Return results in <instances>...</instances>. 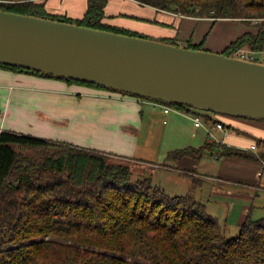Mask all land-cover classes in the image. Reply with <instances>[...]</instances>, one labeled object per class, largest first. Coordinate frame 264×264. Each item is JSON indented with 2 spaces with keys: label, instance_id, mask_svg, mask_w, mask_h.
Wrapping results in <instances>:
<instances>
[{
  "label": "trees",
  "instance_id": "obj_1",
  "mask_svg": "<svg viewBox=\"0 0 264 264\" xmlns=\"http://www.w3.org/2000/svg\"><path fill=\"white\" fill-rule=\"evenodd\" d=\"M45 1L0 0V10L149 38L107 23L105 8L111 0H87L79 19L49 13ZM133 1L207 19L212 24L220 20L244 23L252 30L231 41L221 54L233 57L245 48L264 51V21H251L264 19V0ZM157 40L178 46L174 38ZM202 46L187 44L193 50H202ZM0 68L106 90L22 68L1 64ZM167 105L206 122L213 121L211 115L215 114L180 104ZM256 142L264 145L262 140ZM215 148L219 157H241L264 164L262 150L253 153L210 142L200 148L170 151L166 160L201 158L205 152L213 154ZM111 157L119 156L1 131L0 264H264V218L252 219L248 212L238 234L227 238L218 220L207 213L192 191L169 195L154 185L150 176H134L130 160Z\"/></svg>",
  "mask_w": 264,
  "mask_h": 264
},
{
  "label": "crops",
  "instance_id": "obj_2",
  "mask_svg": "<svg viewBox=\"0 0 264 264\" xmlns=\"http://www.w3.org/2000/svg\"><path fill=\"white\" fill-rule=\"evenodd\" d=\"M82 1L83 7L77 2L46 0L45 8L49 13L79 19L87 7V0ZM124 2L126 4H122L120 9L106 6L107 23L156 39L174 38L178 46L182 47H187L188 43H203L202 50L215 53H221L235 39L231 36L222 41L218 39L219 43L213 42V39H216L215 33L219 34L216 29L217 22L229 20H220L211 24L210 31L197 42L191 37L194 35L193 22L203 19L198 20L142 6L133 0ZM229 35L231 33L227 36ZM243 50L250 51L246 48ZM262 55L264 51L260 52L259 56ZM211 116L213 121L206 122L202 119L203 125L194 127L191 115L174 109L164 113L158 107L153 108L144 99L117 93L108 94L99 89L68 84L62 80L0 68V132L12 131L65 143H69L66 140L71 138L68 133H73L78 138L82 136V139L92 137L95 141L83 142H89L87 144L93 149L142 164L155 166L165 164L166 166L156 169L170 173L175 171L179 175L191 176L200 174L212 181V193L223 192L231 182L248 185L252 193L247 194V198L252 200L257 192L264 190V182L261 179L264 164L261 162L241 157H219L216 152L218 149L215 148L213 153L215 158L212 157L211 161H219L220 164L215 168V175H203L199 173L203 165L200 158L183 156L177 160H166V155L170 151L186 147L200 148L206 142L215 143L216 146L225 145L247 150L253 142L264 141V121L219 114ZM217 121L227 128L226 132L213 128ZM161 124L163 130L158 127ZM216 136H220L221 141L217 140ZM155 137L157 147L151 143ZM155 152H159V157L164 160L162 163L151 161ZM154 173L148 175L152 183L172 196L188 193L193 184L188 183L185 178L186 193H179L176 189H172L175 185L169 180L165 183L153 182ZM254 173L259 179L253 182ZM202 183L203 181L199 180L197 184L202 185ZM201 193H203L202 189L200 191L196 189L193 193L195 199L200 202L203 200ZM247 209L244 208L239 216L238 225L247 214Z\"/></svg>",
  "mask_w": 264,
  "mask_h": 264
},
{
  "label": "water",
  "instance_id": "obj_3",
  "mask_svg": "<svg viewBox=\"0 0 264 264\" xmlns=\"http://www.w3.org/2000/svg\"><path fill=\"white\" fill-rule=\"evenodd\" d=\"M0 64L264 121V64L0 10Z\"/></svg>",
  "mask_w": 264,
  "mask_h": 264
},
{
  "label": "rangeland",
  "instance_id": "obj_4",
  "mask_svg": "<svg viewBox=\"0 0 264 264\" xmlns=\"http://www.w3.org/2000/svg\"><path fill=\"white\" fill-rule=\"evenodd\" d=\"M65 1L69 3L77 2L80 7L81 6L83 7L82 0H77V1L76 0H73V1L64 0V2ZM124 1H127V0H111L109 1L108 5L113 7L114 9H120L122 4H126V2ZM49 2L50 1H48V4ZM185 22H188V21L185 20ZM189 22H193V21H189ZM211 24H212V21L204 20V19L203 21H194L193 26H192V33H194V35L191 36L193 37V40L198 42L204 35H206L207 32L210 31ZM217 24L218 25L216 26V29H218L219 34L217 32L215 33L214 38L216 39H213L214 43H219L218 39L222 41L224 39H228L227 37H231V36H232L231 38L233 39L239 36L244 31L252 30V27L247 26L244 23L236 22V21H220L219 23L217 22ZM228 33H231V35L227 36ZM197 36H199L198 39H197ZM149 38L157 40L153 36H149ZM205 47L208 48L207 46ZM102 91L108 94L114 93V92H110L106 90H102ZM158 127L160 128V130H163L162 128H164L162 124L160 126L158 125ZM68 134L71 136V138H68L66 140L69 142V144H73L75 146H79L83 148L93 149L92 146H89V144H87L89 142H83L84 140L95 141L92 137L88 139H82V136L78 138V136L74 135L73 133H68ZM220 136H216L217 140L219 141H221L222 139ZM139 140H140V137H139ZM151 143L154 145V147H157V138L156 137L153 138L151 140ZM158 153L159 152L153 153L151 161H153L154 163H162L164 161L162 160V158L159 157ZM213 155L214 154L205 152L204 155L200 158L203 165H202V169L199 170V173H202L203 175H215L214 173L215 168L217 167V165L220 164V162L219 161L212 162L211 158L212 157L215 158V156ZM111 158L116 161H124L122 160L124 158L122 159L119 157L118 158L111 157ZM128 163L131 166V171L134 176L141 175L142 173L149 175L155 172L153 176V182L156 181L157 183L158 182L163 183L164 181L165 183V181L169 180L171 181L170 183L172 185H175V186H172V189H176V191H178L179 193H186L187 186L185 185V178L188 183L190 184L193 183L188 193H190L191 191L192 193H194L196 189L197 191H200L202 189L203 190V193H201L202 195L201 197L203 199L202 203L205 205V209L207 213L218 220L219 226L221 227V229L224 230V233L227 238L235 237L238 234L239 216L243 213L244 208H248L247 211L250 213V216L252 219L264 218V190L257 192L258 194L252 197V200H251L247 198V194L252 193L251 189L248 188L250 186L243 185V184H237V183L232 184L231 182L229 183L231 185H229V187H226V189L223 190V192L212 193L211 191L212 184H213L211 183L212 181L205 179V177L200 176V174L199 176L198 175L191 176L189 174L179 175L175 173V171H171L172 173H170L169 171H166V170L156 169L158 167L159 168L164 167L165 164H159L155 166L153 164L147 165V164H142V163L131 161V160L128 161ZM262 169L261 170L263 172V175L261 179L264 182V167H262ZM253 178H254L253 182L259 179L258 175H255V173H254ZM199 180L203 181L202 185L197 184Z\"/></svg>",
  "mask_w": 264,
  "mask_h": 264
},
{
  "label": "built area",
  "instance_id": "obj_5",
  "mask_svg": "<svg viewBox=\"0 0 264 264\" xmlns=\"http://www.w3.org/2000/svg\"><path fill=\"white\" fill-rule=\"evenodd\" d=\"M254 24H257L261 21H264V19H258V18H255V19H252L251 20ZM260 55V52H257V51H245L243 49L235 52L234 54V58H237V59H241V60H245V61H249V62H255V63H261V64H264V55L262 56H259ZM151 106L153 108H160L162 109V111L164 113H169L170 111L173 110V108L167 104H164L160 101H156V100H147ZM175 110V109H174ZM191 119L193 121V125L194 127H200L203 125L202 123V119L199 117V116H194V115H191ZM214 129L216 130H219V131H224L226 132L227 131V128L221 123V122H215L214 123V126H213ZM249 151L253 152V153H257L259 150H262L264 151V145L262 144H258L257 142H253L249 148H248ZM261 173L259 172L258 175H260Z\"/></svg>",
  "mask_w": 264,
  "mask_h": 264
}]
</instances>
